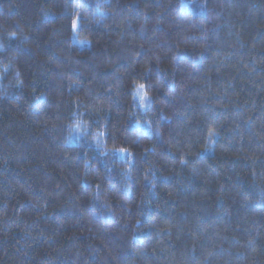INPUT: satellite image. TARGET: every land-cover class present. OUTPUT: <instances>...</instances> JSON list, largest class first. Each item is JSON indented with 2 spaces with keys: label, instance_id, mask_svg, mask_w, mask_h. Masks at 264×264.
<instances>
[{
  "label": "trees",
  "instance_id": "trees-1",
  "mask_svg": "<svg viewBox=\"0 0 264 264\" xmlns=\"http://www.w3.org/2000/svg\"><path fill=\"white\" fill-rule=\"evenodd\" d=\"M0 264H264V0H0Z\"/></svg>",
  "mask_w": 264,
  "mask_h": 264
}]
</instances>
